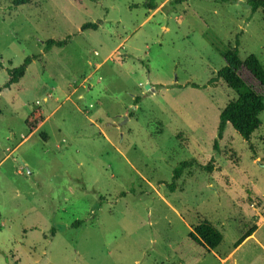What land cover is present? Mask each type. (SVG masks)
Returning <instances> with one entry per match:
<instances>
[{
  "label": "rangeland",
  "instance_id": "1",
  "mask_svg": "<svg viewBox=\"0 0 264 264\" xmlns=\"http://www.w3.org/2000/svg\"><path fill=\"white\" fill-rule=\"evenodd\" d=\"M14 2L0 0V264H264V113L256 152L230 125L220 138L237 95L209 84L237 44L264 65V11L247 0ZM50 39L67 43L45 52ZM31 56L4 89L7 68ZM203 221L224 236L210 252L190 238Z\"/></svg>",
  "mask_w": 264,
  "mask_h": 264
},
{
  "label": "trees",
  "instance_id": "2",
  "mask_svg": "<svg viewBox=\"0 0 264 264\" xmlns=\"http://www.w3.org/2000/svg\"><path fill=\"white\" fill-rule=\"evenodd\" d=\"M228 0H221L225 3ZM33 0H15V6H24L31 4ZM248 5L253 12L261 9L264 11V0H247ZM158 6L150 4V8L156 10ZM99 23H86L82 26V31L98 30ZM66 40L50 39L46 41L45 52H49L53 47H64ZM230 47L223 53L225 66L218 73L217 76L210 80L209 84H214L216 80L220 79L225 82L227 87L233 90L237 98L229 101L220 115L221 124L219 127V137L222 138L224 128L230 125L241 139L248 144L251 150L256 152V148L252 143L254 133L259 130L262 125L260 116L264 113V65L261 60L254 54L249 55L245 60L240 57L238 48ZM39 59L38 56H31L25 59L24 63L17 68H7L9 80L4 85V89L10 90L12 86L18 84L24 78L28 67L32 62ZM4 65L0 63V69ZM243 71L248 72L256 83L263 90L258 92L254 85L249 84L243 77ZM139 99H136L138 103ZM41 110H34L27 118L26 123L31 130H34L43 121ZM218 141L215 143L216 149ZM189 163L184 162L180 168L174 172V183L177 182L183 170L188 167ZM208 170V167H205ZM169 186L170 191L174 192L175 184ZM81 222L78 221L77 225ZM257 230L253 227L246 232L236 243V248L239 247L246 239L251 237ZM190 238L196 244L202 246L207 252L217 249L224 240L223 234L209 221H203L198 224L194 231L190 233Z\"/></svg>",
  "mask_w": 264,
  "mask_h": 264
},
{
  "label": "crops",
  "instance_id": "3",
  "mask_svg": "<svg viewBox=\"0 0 264 264\" xmlns=\"http://www.w3.org/2000/svg\"><path fill=\"white\" fill-rule=\"evenodd\" d=\"M20 83V82H19ZM17 85V84H16ZM16 85H14V86H16Z\"/></svg>",
  "mask_w": 264,
  "mask_h": 264
}]
</instances>
